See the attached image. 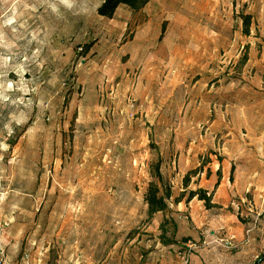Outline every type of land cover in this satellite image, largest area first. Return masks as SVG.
I'll use <instances>...</instances> for the list:
<instances>
[{"label": "rangeland", "instance_id": "rangeland-1", "mask_svg": "<svg viewBox=\"0 0 264 264\" xmlns=\"http://www.w3.org/2000/svg\"><path fill=\"white\" fill-rule=\"evenodd\" d=\"M103 2L0 0V264H160L159 243L190 264L223 231L230 264H264V0H151L112 19ZM234 145L251 157L231 169L244 191L227 228L176 240L198 211L177 200L221 180L215 150ZM151 183L169 220L148 214Z\"/></svg>", "mask_w": 264, "mask_h": 264}, {"label": "crops", "instance_id": "crops-1", "mask_svg": "<svg viewBox=\"0 0 264 264\" xmlns=\"http://www.w3.org/2000/svg\"><path fill=\"white\" fill-rule=\"evenodd\" d=\"M219 155L223 158L222 163L220 164V167H222L224 176L221 180H219L216 176V171L218 168L215 169L214 175H212L209 178L202 179L199 189L207 190L209 193L213 194V204L215 205L212 209H206L203 202L198 200H193L191 203L184 204L179 203L176 205V211L180 212L184 209H190L187 208V206L192 207L195 206V209H198L196 213L191 211L189 214L190 219L192 221V227L187 226L186 220L189 218L186 217L185 219H181L182 223L178 224L177 229V239L178 238H196L197 234L201 232L202 236H205V229L209 227L211 222H217L219 223V227L227 228V225L224 223L226 218L230 215L229 210V202L232 198L236 195H243L244 190H240L238 186V182H231L230 181V173L231 169L233 167V164H237L238 162H250L249 155V147L246 145H234V146H228L226 149H216L215 150ZM216 167V166H215ZM246 191V190H245ZM235 205V204H234ZM200 209H203V212L199 211ZM174 215L172 213H167L166 216L163 213H157L155 214L156 219L163 220V219H169V217H173ZM203 216L204 218H201ZM218 220H222V222H219ZM179 223V222H177ZM179 230V231H178ZM226 231V230H225ZM226 232H219L212 234L216 235V243L209 244L208 246H205L203 250L200 252L191 254L190 256V264H208L207 259L210 258V256H213L214 253L212 251L217 252V256L220 257L221 264H230L228 258H230L229 255H227V250L229 247H234L233 245H227L223 246L218 243V240L222 237H224ZM219 238V239H218ZM174 245L171 246H165L162 244H158L149 249L151 256L153 259L157 260L160 264H182V256H183V250L175 253L171 251V248H173ZM184 247H186V244H184ZM237 247V246H236ZM182 248V247H181ZM180 249V248H179ZM242 252L238 253L237 256H235V259L238 261L242 258ZM235 260V261H236ZM211 262V261H209Z\"/></svg>", "mask_w": 264, "mask_h": 264}, {"label": "trees", "instance_id": "trees-1", "mask_svg": "<svg viewBox=\"0 0 264 264\" xmlns=\"http://www.w3.org/2000/svg\"><path fill=\"white\" fill-rule=\"evenodd\" d=\"M150 1L151 0H104L102 5L98 7L97 12L101 17L112 19L116 11L121 6H126L134 12H138L144 9ZM245 25L248 27L249 20H245ZM156 177L159 182H162L163 178L160 176L159 172ZM167 197H169V195L163 194L157 185L153 183L149 185L145 195V202L148 206L149 216H153L157 213H163L166 216L167 211L170 209L167 204ZM194 198H197L199 201L203 202L206 209H212L215 207L213 204V194L209 193L207 190L199 189L197 191L190 192V195L186 201L189 203ZM177 202L181 203L182 200H177Z\"/></svg>", "mask_w": 264, "mask_h": 264}, {"label": "built area", "instance_id": "built-area-1", "mask_svg": "<svg viewBox=\"0 0 264 264\" xmlns=\"http://www.w3.org/2000/svg\"><path fill=\"white\" fill-rule=\"evenodd\" d=\"M249 233H250V231L247 232V234H249ZM232 239L234 240L233 237H232ZM188 249H189V252H191V251H196V250H198L199 248H198V246H197L196 244H190V245L188 246ZM188 257H189V255H185V257L183 258L184 261H185L186 263H189V259H188Z\"/></svg>", "mask_w": 264, "mask_h": 264}]
</instances>
